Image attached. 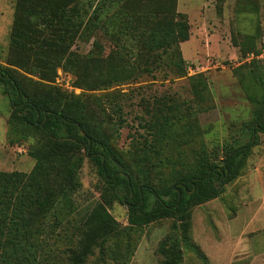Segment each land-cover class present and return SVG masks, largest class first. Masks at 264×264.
I'll list each match as a JSON object with an SVG mask.
<instances>
[{"label": "rangeland", "instance_id": "rangeland-1", "mask_svg": "<svg viewBox=\"0 0 264 264\" xmlns=\"http://www.w3.org/2000/svg\"><path fill=\"white\" fill-rule=\"evenodd\" d=\"M14 4L15 0H0V63L5 65H10ZM100 4L104 12L98 16L99 28L89 39L80 34L71 50L85 54L94 49L96 67L104 68L110 84L97 81L96 70L86 79L87 86H78L83 76L62 64L44 77L16 67L30 92L58 91L86 99L93 109L89 119L103 127L135 178L152 179L156 185L169 178L175 163L189 157L143 150L146 139L153 140L146 123L155 115L160 120L162 115H176L164 142L187 152L216 149L218 160L236 145L235 140L248 142L255 117L259 114L264 120V0H100ZM140 11L147 13L139 15ZM166 19L172 23L185 19L189 39L146 51L143 40L159 33ZM178 48L184 63L179 62ZM2 88L0 171L29 173L45 137L41 130L26 127L9 129L4 140L3 126L8 130L13 105ZM256 137L242 177L226 183L219 197L190 207V229L178 264H264V132ZM82 155L77 191L57 202L39 238L45 262L68 264L87 210L103 201L117 220L118 232L96 246L85 264H159L162 243L181 233L177 219L130 225L126 202L105 186L84 149Z\"/></svg>", "mask_w": 264, "mask_h": 264}, {"label": "trees", "instance_id": "trees-1", "mask_svg": "<svg viewBox=\"0 0 264 264\" xmlns=\"http://www.w3.org/2000/svg\"><path fill=\"white\" fill-rule=\"evenodd\" d=\"M102 12L100 0H15L10 65L0 63L2 92L11 98L13 105L7 131L38 129L43 132L45 141L35 154L36 163L29 173L0 171V264H53L46 263L42 257L39 238L57 202L72 197L79 187L77 171L84 160L83 149L105 186L115 198L126 202L130 225L143 226L169 216L177 219L176 227L181 233L162 243L163 258L159 264H178L183 240L188 238L190 229V207L219 197L226 183L240 177L248 152L257 143L256 134L264 132V120L258 114L248 128V142L239 144L235 140L236 145L225 149L219 162L216 149L208 151L201 147L187 152L181 146L165 143L164 139L170 135L167 129L173 126L176 115H162L161 120L155 115L146 123L153 140L146 139L147 146L143 150L165 156L175 151L188 156L189 160L175 163L176 168L169 178L158 185L152 179H136L103 127L89 119V110L93 109L86 99L58 91L34 94L16 68L39 71L44 77L53 74L62 64L75 75L83 76L77 80L78 86H87L86 79L90 80V72L96 70L99 74L96 80L109 85L103 76L104 68L96 67L94 49L85 54L71 50L73 40L80 34L89 39L96 32ZM174 27H178V31L173 30ZM188 28L185 19H175L173 23L166 19L163 28L157 30L159 33L152 32L143 40L146 51H154L152 46L164 47L188 40ZM178 54L179 62L184 63L180 48ZM107 204L96 201L87 210L80 237L69 251L68 264H85L96 246L118 232L117 220Z\"/></svg>", "mask_w": 264, "mask_h": 264}, {"label": "crops", "instance_id": "crops-1", "mask_svg": "<svg viewBox=\"0 0 264 264\" xmlns=\"http://www.w3.org/2000/svg\"><path fill=\"white\" fill-rule=\"evenodd\" d=\"M0 116L3 117V114H0ZM3 118H4V117H3ZM2 132H3V138H4V140H6V138H7V126H5V125L3 126V130H2ZM256 169H259V168L257 167ZM258 172H259V171H257V173H258ZM257 173H255V174H256V175H259V174H257ZM241 177H242V175H241ZM237 180H238V179H237ZM263 202H264V201H263ZM256 213H257V212H256ZM256 216H257V215H255V214L253 215V217H252V218H253V219H252L253 221L256 219V218H255ZM254 218H255V219H254ZM250 220H251V218H250ZM252 220H251V221H252ZM251 221H250V222H251ZM253 221H252V222H253Z\"/></svg>", "mask_w": 264, "mask_h": 264}, {"label": "water", "instance_id": "water-1", "mask_svg": "<svg viewBox=\"0 0 264 264\" xmlns=\"http://www.w3.org/2000/svg\"><path fill=\"white\" fill-rule=\"evenodd\" d=\"M80 132L82 135H84V131L81 129V127L79 126Z\"/></svg>", "mask_w": 264, "mask_h": 264}]
</instances>
